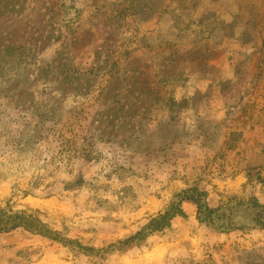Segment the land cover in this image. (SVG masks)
I'll list each match as a JSON object with an SVG mask.
<instances>
[{"label": "rangeland", "instance_id": "1", "mask_svg": "<svg viewBox=\"0 0 264 264\" xmlns=\"http://www.w3.org/2000/svg\"><path fill=\"white\" fill-rule=\"evenodd\" d=\"M0 264H264V0H0ZM80 250L81 252L77 251Z\"/></svg>", "mask_w": 264, "mask_h": 264}, {"label": "trees", "instance_id": "2", "mask_svg": "<svg viewBox=\"0 0 264 264\" xmlns=\"http://www.w3.org/2000/svg\"><path fill=\"white\" fill-rule=\"evenodd\" d=\"M184 215L180 207V203H173L164 211L149 218L142 228L126 237L119 238L116 241L110 242L101 247H94L92 245H84L76 239L60 238L58 233L47 232L41 222H38L35 213L31 209H8V211L0 210V232H9L17 228H22L30 233L39 234L50 240H55L73 249V245H77L86 255L92 259L102 258L105 253L130 248L134 245H139L150 234L160 231L170 225L171 219L175 215ZM81 252L80 250H78Z\"/></svg>", "mask_w": 264, "mask_h": 264}]
</instances>
